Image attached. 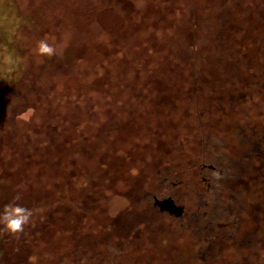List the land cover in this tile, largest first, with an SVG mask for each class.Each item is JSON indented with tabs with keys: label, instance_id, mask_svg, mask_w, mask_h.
Returning <instances> with one entry per match:
<instances>
[{
	"label": "rangeland",
	"instance_id": "1",
	"mask_svg": "<svg viewBox=\"0 0 264 264\" xmlns=\"http://www.w3.org/2000/svg\"><path fill=\"white\" fill-rule=\"evenodd\" d=\"M10 203L33 216L0 264H264V2L0 0Z\"/></svg>",
	"mask_w": 264,
	"mask_h": 264
},
{
	"label": "clouds",
	"instance_id": "2",
	"mask_svg": "<svg viewBox=\"0 0 264 264\" xmlns=\"http://www.w3.org/2000/svg\"><path fill=\"white\" fill-rule=\"evenodd\" d=\"M51 40L52 42H49V38L47 37L39 40L34 49L35 54L41 58L60 55L62 51L61 46L56 44L55 37H52ZM32 216L33 212L31 209L22 207L19 204L10 203L0 210V225H2V230L9 234L20 233L30 223ZM30 260L32 264H38L39 258L33 256Z\"/></svg>",
	"mask_w": 264,
	"mask_h": 264
},
{
	"label": "flooded vegetation",
	"instance_id": "3",
	"mask_svg": "<svg viewBox=\"0 0 264 264\" xmlns=\"http://www.w3.org/2000/svg\"><path fill=\"white\" fill-rule=\"evenodd\" d=\"M210 169V170H213V171H216L215 169H216V167L213 165V164H211V163H209V164H206V163H201L200 165H199V167H198V171H200V170H203V169ZM218 168H217V172H218ZM220 171V170H219ZM201 172V171H200ZM200 179H201V183H205L206 184V187H205V189H208V187H209V185L211 184L210 182H209V177L208 176H206L205 174H203V173H201L200 174ZM166 197H170V198H172L173 199V201H174V203L175 204H177V205H181L182 207H183V214H184V205L183 204H180V203H177L176 202V200H175V198H173L172 196H166ZM154 207H156L157 208V205H154ZM158 210H159V212H161V213H167L168 215H170V216H174L173 214H170V213H168L167 211H162V210H160L159 209V207H158ZM175 217V216H174ZM214 225H215V227H217V228H226V227H228V225H229V222L228 221H225V222H223V221H216V222H214Z\"/></svg>",
	"mask_w": 264,
	"mask_h": 264
},
{
	"label": "water",
	"instance_id": "4",
	"mask_svg": "<svg viewBox=\"0 0 264 264\" xmlns=\"http://www.w3.org/2000/svg\"><path fill=\"white\" fill-rule=\"evenodd\" d=\"M154 205H157L160 210L167 211L174 216H179L183 212V207L174 203L173 199L166 197L163 199L154 198Z\"/></svg>",
	"mask_w": 264,
	"mask_h": 264
},
{
	"label": "trees",
	"instance_id": "5",
	"mask_svg": "<svg viewBox=\"0 0 264 264\" xmlns=\"http://www.w3.org/2000/svg\"><path fill=\"white\" fill-rule=\"evenodd\" d=\"M262 2H264L263 0H262ZM257 3V2H256ZM263 5V4H262ZM48 228V225L47 224H45L44 223V225H43V229H47ZM12 235H14V236H12ZM3 236H5V238H6V240H5V242L6 243H3V254H1V258L2 259H4V260H6L7 259V257H8V255H9V253H10V251L9 250H11V247L13 246V244H15V241L16 242H18L19 240V236H18V234L16 233V234H4ZM16 249H14V251H13V253L12 254H14L15 256H16V254L18 255L19 253H18V251H15ZM21 252H23V251H21ZM11 254V255H12ZM11 255H9V256H11Z\"/></svg>",
	"mask_w": 264,
	"mask_h": 264
}]
</instances>
